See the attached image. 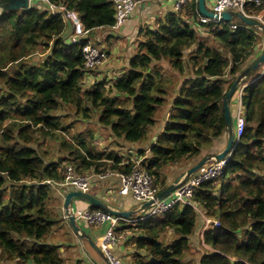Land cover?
Segmentation results:
<instances>
[{"label": "trees", "instance_id": "obj_1", "mask_svg": "<svg viewBox=\"0 0 264 264\" xmlns=\"http://www.w3.org/2000/svg\"><path fill=\"white\" fill-rule=\"evenodd\" d=\"M113 1L51 0L57 9L74 12L89 31L79 44L70 42L62 14L40 6L0 11V264L63 263L46 241L61 221L52 185L65 181L66 167L74 175L131 172L130 154L98 153L78 138L76 144L66 141L70 126L56 115L64 105L82 119L96 113L99 126L128 144H146L161 121L157 114L169 107L154 143L134 154L159 192L168 186L165 168L213 155L211 146L225 137L223 98L252 62L262 34L238 20L201 23L197 0H191L156 29L141 30L126 68L87 84L97 67L85 69L81 47L93 30L114 27ZM263 11L264 0L246 6L251 17ZM35 54L41 60L29 62ZM243 84L242 135L221 175L193 192L194 208L176 205L157 221L116 229L127 233L134 264H183L190 239L199 233L207 249L198 264H264V67ZM47 139L59 140L65 154L47 160L41 149ZM205 219L218 226L205 228Z\"/></svg>", "mask_w": 264, "mask_h": 264}, {"label": "built area", "instance_id": "obj_2", "mask_svg": "<svg viewBox=\"0 0 264 264\" xmlns=\"http://www.w3.org/2000/svg\"><path fill=\"white\" fill-rule=\"evenodd\" d=\"M140 0H114V10H115V25L114 28L122 26L127 18L132 14L136 4ZM173 3V9L175 13H181L185 10L186 6L191 2V0H171ZM29 7L32 3H37L44 7L51 15L62 14V18L66 21L71 28V43H82V41L88 37L89 31L85 30L81 21L74 12L65 11L56 6L51 2V0H27ZM262 0H215L212 8L209 9L217 18H206L199 16V22L201 23H219L220 14L223 12L231 11L241 14L243 17L248 19H255L257 22L264 26L262 17L259 16H248L246 13V6L252 4L255 7L260 6ZM231 29H236L235 25H231ZM81 55L84 60V67L87 70H93L99 65L103 64L107 55L103 50L94 46L91 41H86V43L81 47ZM242 90V89H241ZM238 91V101L236 103V115L234 129V138L236 141L242 135L244 129V117L242 114V108L240 104V93ZM132 164V169L129 174H112L107 172L103 176L115 175L119 179V195L130 196L137 204L138 207L144 203L153 201V205L147 209L145 212H141L140 217H131L125 219L122 217H114L103 211H79L74 210L70 206L71 215L74 217L75 221H82L89 226H99L103 223L109 225L106 232L100 237L98 249L104 256L107 264H120L118 258L113 254V249L119 242L125 240L126 232H117L116 229L120 224L133 225L138 222L145 221L146 219L152 218L153 216H164L169 213V211L176 205H185L193 207L191 198L193 192L204 182L213 181L217 179L225 165V161L215 162L210 161L196 171L189 179L182 184L176 191H174L170 196L161 200L155 201L156 196L159 191L154 185L152 177L146 173L141 168V160H129L126 164ZM66 178L61 184H56L57 188L69 189L73 187L78 191L87 192L88 189V177L85 175H74L71 167L65 168ZM205 228L212 224L217 227L218 223L208 219L204 220Z\"/></svg>", "mask_w": 264, "mask_h": 264}, {"label": "crops", "instance_id": "obj_3", "mask_svg": "<svg viewBox=\"0 0 264 264\" xmlns=\"http://www.w3.org/2000/svg\"><path fill=\"white\" fill-rule=\"evenodd\" d=\"M214 2L215 0H205L206 8L207 9L212 8ZM2 3L3 5H5L8 3V1L3 0ZM32 6L37 7L40 5L37 3H32ZM42 8L45 9L44 7ZM0 11H2L1 8ZM262 13H264V11L260 13L261 17L263 16ZM171 14H177L173 9V3L171 0H140L136 4L132 14L127 18V20L122 26L118 28L111 27L107 29L93 30L91 32L90 39L95 38L96 42L100 43L99 45L100 49H102L103 52H105V54L107 55V59L103 64L108 62V65L107 67H105L106 69L105 68L103 69L101 67L98 70H94V72H92V76L88 77V81H86L87 84L102 79L108 80L115 73L107 72V69H109L110 67L112 68L118 66L119 63L124 64V66L122 67L123 69L126 68L129 59L132 57L135 51V46L142 40L140 33L141 30L156 29L160 24L165 23L168 15ZM182 18H185L184 14H182ZM187 21L190 22L191 20L187 19ZM71 31L72 30L69 26L66 28L65 33L71 34ZM201 35L205 36L206 34L201 32ZM263 43H264L263 40L259 38L258 43L256 45V49L250 59V62L251 61L253 62L259 56V53L261 52L262 49L264 51V47L262 46ZM126 57L127 59L125 60ZM103 64L99 66H102ZM243 87L244 84H242L239 87V90H241ZM233 97H232L233 98L232 104L231 105L229 104V110L231 114L235 115L237 109L236 103L238 101L237 93ZM169 112H170L169 107L164 109L163 112H161L162 114L161 121L151 130L149 141L146 144H128L122 142L123 145L129 149L124 152V155L130 154L131 160H135L134 154L136 149L139 148L148 149L149 145L152 144V139L157 138V136L161 133L164 122L167 119L166 114L168 113L167 115L169 116ZM224 144H225V137L216 143L215 151L214 153L213 152L212 153L213 154L219 153L223 149ZM204 157L206 156L203 155L202 158ZM202 158L196 160V162L192 165L198 163ZM192 165H187L186 167L179 169L181 171H179L175 175V177H172V181L179 174L186 171ZM84 175L88 177L87 193L104 201L111 209L119 210V211H136L138 209V204L130 196L119 195L118 191L120 184L118 177H116L115 175H111V176H103V175L98 176V175H90V174H84ZM167 184L168 185L170 184L169 181ZM53 190L55 191L54 197H55V204L57 205L54 208L61 221H59L58 225L55 227V229L51 234L53 237H56L58 240L61 241V244L58 245L59 247H61V249H58V252L63 261L62 264H97L95 263L96 261H94V259H88L87 258L88 255L86 256L81 251L80 248L85 247L86 243L90 247L91 245H93L98 248L100 237L106 232L109 225L103 223L99 226L93 227L87 225L82 221H76L77 226L86 236V238H83L81 241H79L65 223L63 217V211H62V205L65 195L70 191H78V190L73 187H70L69 189L57 188ZM78 202L82 203L83 201L73 200L71 203V208L83 212L91 211L90 208L91 205L87 204L86 202H83V205L87 204L86 209H79L77 207ZM126 240H127V236L125 240L116 244V246L113 249L114 251L113 254L115 255L116 258L119 259L120 264H125L127 262L130 263L131 259L133 263L134 252L132 250V244L131 242ZM63 245L65 246L63 247ZM125 249H127L126 253H125ZM99 259L101 260V258ZM125 259H127V261ZM101 262H102L101 264H104L102 260ZM9 264H14V263H9Z\"/></svg>", "mask_w": 264, "mask_h": 264}, {"label": "water", "instance_id": "obj_4", "mask_svg": "<svg viewBox=\"0 0 264 264\" xmlns=\"http://www.w3.org/2000/svg\"><path fill=\"white\" fill-rule=\"evenodd\" d=\"M8 1L7 4L3 5V0H0V8L4 11H23L28 10L30 7L28 5L27 0H5ZM197 8L200 16L212 19L217 18L209 9L205 6V0H197ZM220 20L222 22H232L233 20H238L242 22L244 25L256 28L263 36H264V26L259 22H254L248 18L243 17L241 14L237 12H223L220 14ZM264 66V51L253 61L251 62L243 71L235 78L232 82L230 88L226 92L223 98V116L225 122V144L223 149L216 154L211 156H206L202 158L198 163L188 168L186 171L179 174L164 190L160 191L155 198V201H161L168 196H170L174 191H176L182 184H184L190 176H192L196 171H198L205 164L210 161L220 162L227 160V157L234 149L237 141L234 138V129L232 118L229 110V103L233 95L239 89V87L243 84L244 80L247 79L255 70L262 68ZM156 138L152 139V144ZM73 200H79L86 202L87 204L99 208L101 211L114 216V217H122L125 219H129L135 215L140 214L141 212H145L153 205V201L144 203L138 207L136 211H119L111 209L104 201L99 198L88 194L87 192L82 191H70L68 192L63 201L62 211L64 221L67 226L70 228L75 237L81 241L83 238H86L85 234L79 229L76 224L74 217L71 215L70 206ZM94 252L101 258L104 264H107L104 256L100 252V250L91 245Z\"/></svg>", "mask_w": 264, "mask_h": 264}, {"label": "rangeland", "instance_id": "obj_5", "mask_svg": "<svg viewBox=\"0 0 264 264\" xmlns=\"http://www.w3.org/2000/svg\"><path fill=\"white\" fill-rule=\"evenodd\" d=\"M20 11L22 12L23 10L21 9ZM262 14H264V13H262ZM199 35L203 39L206 38L205 36L201 35L200 33H199ZM259 38L261 40H263V42H264V36L261 35ZM90 41L92 44L100 45L99 42H96L95 38H93V39L91 38ZM262 46L264 47V43ZM98 48L100 49L99 46H98ZM41 57H42V54H35L32 57V59H30L29 62H31V63L32 62H39V60H41ZM126 59H127V57L125 58V60ZM107 65H108V62L103 64L102 66H98V68H96V70L100 69L101 67L104 69L105 67H107ZM123 66H124V64L119 63L118 66H115L112 68L110 67L109 69H107V72L117 73L120 71V69H123L122 68ZM262 67H264V66H262ZM164 74H166L167 77L168 76L171 78L173 77L171 74H169L167 72H165ZM180 81H181V79L180 80L178 79V83H180ZM84 86H86V85H84ZM167 114H166V118L168 116ZM56 115L59 116L61 122L64 125L70 126V128L68 129V132L65 134V137L63 136V138L66 141H68V140L73 141V143L76 144L75 139L78 138L81 141H83L84 143H86L93 151H96L98 153L116 152L119 155L120 154L124 155V152L129 150L128 148H126L123 145L122 141L114 139L107 129H105V128H103L97 124V114L96 113H93L92 118L89 120L88 119H82L80 117V115L76 114V111L72 106L68 107V106L64 105L56 113ZM161 115H162L161 113H158L156 118L160 119ZM235 115H236V113H235ZM232 116H233V114H232ZM215 145H216V143H214L211 146V148H210L211 150L209 149L210 152L208 151L209 153H211V154L214 153ZM41 149L48 153L47 158H46L47 160H49V159L54 160V159H57L60 154H65V153H62V151H59V140H57V139H47L46 141L42 142ZM208 152H206V153H208ZM185 165H186V162L180 163L174 167L172 166V167L165 168L164 175L167 179V182L169 181V183H171L172 177H175V175L179 171H181L179 169L185 167ZM52 187L57 189V187H55L54 185H52ZM77 207L79 209H86L87 204L83 205V202L82 203L78 202ZM140 216H142V214H138L135 217H140ZM160 218H161L160 216H153L152 220L157 221ZM199 236H200V233L198 235H196V237L194 236L192 239H190L188 251L186 252L185 257L183 258V264H198L200 257L204 253V250L207 249V247H204V245H202ZM169 238H170L169 235H166L162 239L167 241V239H169ZM46 244L48 245V247H53V248H56L57 250L61 249V247L58 246L59 244H61V241L58 240L56 237H53L52 234L48 237ZM64 246L65 245H63V247ZM80 249L86 256L87 255L89 256V257L87 256L88 259H94V261H96L95 263H97V264L102 263L101 260L99 259V257L95 254V252L91 249V247L87 243L85 244V247L80 248ZM126 250L127 249H125V253H126ZM113 253H114V251H113ZM125 260L127 261V259H125ZM125 264H134V263H132V259H131L130 263L127 262Z\"/></svg>", "mask_w": 264, "mask_h": 264}]
</instances>
